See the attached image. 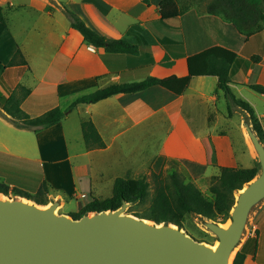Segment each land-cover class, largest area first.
Returning <instances> with one entry per match:
<instances>
[{
	"label": "crops",
	"instance_id": "crops-1",
	"mask_svg": "<svg viewBox=\"0 0 264 264\" xmlns=\"http://www.w3.org/2000/svg\"><path fill=\"white\" fill-rule=\"evenodd\" d=\"M160 1L149 0L148 5L142 0L11 2V9L3 13L6 24L0 22V33L5 29L10 35L8 57L0 62V96H8L18 84L28 87L31 91L22 107L34 117L54 107L61 108L62 99L75 101L97 89L147 77L186 76L190 56L220 46L236 53L229 71L233 95L253 108L264 128V94L249 87L251 84L264 86V30L245 38L231 23L206 13L203 6L196 3L179 16L178 27L165 26L160 19ZM65 9L102 35L138 45L139 54H108L103 48L86 45L81 33L71 27ZM16 13L37 15L51 26L50 29L45 26L43 31L52 44L51 51L35 67L28 60V50L11 32L16 26L11 14ZM31 27L36 31L34 24ZM18 48L27 65L7 66ZM257 56L259 59L254 60ZM0 112L4 113L1 109ZM73 114L78 115L76 119L71 118ZM82 119L93 121L106 144L104 148L89 150L85 147ZM9 124L18 130L14 136L19 145L12 152L6 144L2 143V148L14 157L38 165L37 172L22 169L24 172L20 173L23 176L26 172L27 178L36 179L35 183L31 178L25 180L26 185H33L35 189L43 181L61 187L68 177L72 185L91 189L105 180L113 183L121 176L139 177L147 170L159 172L167 160L177 161L185 175L188 171V177L193 180L204 178V168L213 165L217 174L208 176V181L219 174L221 166H241L233 164L235 149L231 147L230 137L235 130L243 139L246 136L241 109L218 89L217 77L209 75L191 77L180 95L154 86L138 93L114 95L97 103L78 104L57 124L39 131ZM26 131L34 135L23 133ZM161 133L165 138L157 155L143 148L136 152L137 158L128 159L136 149L128 147L134 139L136 142L139 137ZM33 151L37 156L29 157ZM206 153H213L215 159L206 160L203 157ZM4 179L9 185L29 189ZM239 246L238 251L244 254L243 264H264V210L258 213Z\"/></svg>",
	"mask_w": 264,
	"mask_h": 264
},
{
	"label": "trees",
	"instance_id": "trees-1",
	"mask_svg": "<svg viewBox=\"0 0 264 264\" xmlns=\"http://www.w3.org/2000/svg\"><path fill=\"white\" fill-rule=\"evenodd\" d=\"M142 1L149 4V0ZM191 2L161 0L159 3L161 21L165 26L176 28L179 25V16L190 5L198 4L199 7L203 6L206 13L219 16L231 23L245 38L264 30V0H192ZM65 12L70 17L71 27L81 33L86 45L103 48L108 54H139L138 45L123 38L115 39L102 35L69 9H65ZM0 22L6 24L1 7ZM235 58V52L214 46L187 59L188 74L186 76L147 77L141 81L97 89L73 101L65 111L54 107L34 117L30 116L22 107L31 90L18 84L8 96H0V109L16 127L39 131L57 124L67 112L72 111L78 104L97 103L114 95L138 93L154 86L180 95L186 90L191 77L209 75L217 77L218 89L225 93L230 103L249 114L252 126L263 142L264 128L257 120L253 108L247 102L236 99L229 87V71ZM253 59L258 60L259 56ZM16 65H27L19 48L7 63V66ZM249 87L258 94H264L263 85L251 84ZM80 125L87 149H99L106 146L91 119H82ZM166 162L170 166L159 172H151L150 178L145 174L139 177L121 176L115 178L109 197L93 198L79 212L71 213V215L77 219L91 212L115 210L121 206L123 201H126L131 204L129 210L133 215L156 223H171L179 228L184 227L190 216L197 215L216 222H223L230 217V211L235 203V192L259 172L258 163L251 167L221 166L219 174L208 179V191L213 196L212 200H208L194 184L185 181L184 175L178 169L177 161L167 160ZM52 191L53 187L47 181H43L34 194L15 186L10 187L8 184L0 183V193L6 196L27 198L38 205H47L49 203L47 196ZM140 206L144 207L140 208ZM243 260L244 254L238 251L232 264H243Z\"/></svg>",
	"mask_w": 264,
	"mask_h": 264
},
{
	"label": "water",
	"instance_id": "water-1",
	"mask_svg": "<svg viewBox=\"0 0 264 264\" xmlns=\"http://www.w3.org/2000/svg\"><path fill=\"white\" fill-rule=\"evenodd\" d=\"M242 115L259 172L236 191L227 224L196 216L217 238L215 245L174 224L128 214L126 201L76 219L57 212L59 199L42 206L0 196V264H232L251 213L264 201V143L248 113Z\"/></svg>",
	"mask_w": 264,
	"mask_h": 264
},
{
	"label": "rangeland",
	"instance_id": "rangeland-1",
	"mask_svg": "<svg viewBox=\"0 0 264 264\" xmlns=\"http://www.w3.org/2000/svg\"><path fill=\"white\" fill-rule=\"evenodd\" d=\"M16 1L21 2L27 0H0V7L2 8L3 13L8 12L9 11L8 9H11L12 7L10 3ZM11 15H12L11 18H14V20L16 21V26H14V28L11 29V32L13 33L14 36H17L18 40L22 42L21 44H23V46L28 50V54H29L28 60H30L31 64L35 67L40 62V60L42 58L45 59L51 51L50 49L52 48V44H50V42L46 40L47 37H45V34L43 33V31L46 29L45 26L48 29H50L51 26H48L47 22L44 19L42 20V18H40L37 15L30 16L25 13L22 14L16 13L14 15L13 14ZM7 16H10V14ZM32 24L35 25L36 31H34V29L31 27ZM27 25L30 27L28 29H24V27H26ZM41 28H43L42 32H41ZM38 29L40 31H38ZM9 37L10 35L8 33V30L2 29V32L0 33V60H1L0 62H4V60H6V58L8 57L7 54L9 53L8 50L9 44L7 45V41L8 43L10 42ZM73 101L74 100L69 101L62 99L61 109L65 111L63 106H66L67 108L71 103H73ZM241 115H242V110H241ZM77 116L78 115L73 114L71 118L76 119ZM9 123L10 122L5 118V116L0 115V183L8 184L5 182L4 178H6L7 180H12L19 185L28 186L29 189H24L23 187H18V186L15 187H18L31 194H34L37 188L35 189L33 185H26L25 180L31 178L30 180H32L35 183L36 179L33 176H29L27 178L26 172L25 174H23V176H21L20 173L24 172L22 171V169H24L25 171L37 172L38 165H35L31 161L14 157L13 155H11V153L4 151V148H2L1 144L2 143L6 144L9 147L10 152H12L13 150H16L19 145V141L14 136V132L18 130L13 126H10ZM23 133H27L28 135L31 136L34 135L33 132H29V131ZM125 137H127V135L124 137H120L118 141H121ZM164 138H165L164 133H161V135H155V136L148 135L144 137H139V139H136V142L134 139V143H129L128 147H136V149L135 151H133L134 154L132 155L130 154L128 159L130 158V160H132L134 158H137L139 154L136 152L142 150L143 148L148 150L149 153L157 155L159 151V147L163 142ZM230 141L232 145L231 147H234L235 149V158L233 161L234 165L251 167L254 166L256 163H258L246 136L243 139L240 132L235 130L232 136L230 137ZM262 143H264V141ZM28 156L34 158L37 155L35 154V151H33V153ZM203 157L206 160H209V158L215 159L213 153L210 154L206 153V155H204ZM169 166H170L169 163H167L166 161L162 163V169H166ZM178 169L184 175V179L186 182H190L194 184L201 191V193L206 199L212 200L213 196L208 191L207 177L213 174H217L216 167H214L213 165H207L204 168V174H203L204 178L203 177L197 178L196 180L189 178L190 175L188 171H187V175H185L180 164L178 165ZM151 172L152 171L147 170L144 174L150 178ZM66 180L67 182L63 181V186L61 187L52 185L53 191L51 194L47 196V199H49V203L47 205H49L55 199L60 200V205L57 208V212L60 214H66L72 216L71 213L79 212V210L82 207H84L93 198H107L111 195L112 184H113L112 181L105 180L103 181V183L100 184L98 183L99 185L89 189V187L86 186L72 185L71 184L72 180L70 177L66 178ZM28 183L31 184V181ZM9 186L13 187L12 185ZM0 196L2 197L6 195L0 193ZM6 197L16 198L18 196L8 195ZM42 206H46V205H42ZM129 207L125 212L133 215L129 210ZM142 207L144 206H140V208ZM262 210H264V201L258 207H256L251 213L243 240L246 239L254 220L257 218L258 213ZM229 218L219 223L227 224ZM183 229L186 230L192 237H194L198 241L207 243L209 245L216 244L217 238L212 233H210L205 229V227L200 223V221L196 216H190L186 220ZM239 249L240 246L236 249L235 254L238 252ZM235 254L232 257V261L233 258L235 257Z\"/></svg>",
	"mask_w": 264,
	"mask_h": 264
},
{
	"label": "bare ground",
	"instance_id": "bare-ground-1",
	"mask_svg": "<svg viewBox=\"0 0 264 264\" xmlns=\"http://www.w3.org/2000/svg\"><path fill=\"white\" fill-rule=\"evenodd\" d=\"M251 146V145H250ZM252 149V148H251Z\"/></svg>",
	"mask_w": 264,
	"mask_h": 264
}]
</instances>
